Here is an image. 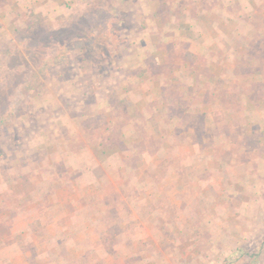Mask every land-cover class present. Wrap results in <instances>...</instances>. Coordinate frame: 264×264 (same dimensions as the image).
I'll list each match as a JSON object with an SVG mask.
<instances>
[{"label": "rangeland", "instance_id": "374dc122", "mask_svg": "<svg viewBox=\"0 0 264 264\" xmlns=\"http://www.w3.org/2000/svg\"><path fill=\"white\" fill-rule=\"evenodd\" d=\"M9 1L14 7L0 14L1 188L16 179L20 190L25 188L21 180L29 177L31 195L62 187L75 175L76 161L83 165L92 159L86 152L76 158L81 144L89 142L92 150L100 140L116 142L127 122L125 107L136 121L133 101L149 92L152 96L157 79L163 89L171 75L177 80L187 76V83L209 82L213 96L215 82L225 83L214 69L232 62L224 55L205 63L201 50L196 57L182 42L193 38L186 17L199 0H25L21 9L18 4L24 0ZM240 28L247 35L245 26ZM248 41L261 45L263 40L240 39V55L234 60H248ZM261 76L257 79L263 80ZM261 82L247 84L254 83L264 97ZM248 99L253 103L237 107L249 111V119L223 123V132L230 128L233 148L218 169L208 168L220 180L213 189L221 187L224 194L218 200L209 194L217 205L206 206L207 215H171L173 225L166 226L169 232H159L158 239L154 218L137 233L128 224L125 242L112 250L114 255H87L84 249L78 264H264V101H258L257 93ZM94 147L97 162L114 154ZM148 233L155 238L146 240ZM111 234L115 239L116 226Z\"/></svg>", "mask_w": 264, "mask_h": 264}, {"label": "crops", "instance_id": "0c3cea01", "mask_svg": "<svg viewBox=\"0 0 264 264\" xmlns=\"http://www.w3.org/2000/svg\"><path fill=\"white\" fill-rule=\"evenodd\" d=\"M26 1L18 4L19 9ZM198 3L191 6L194 13L186 17L193 38H181L182 42L196 57L201 50L205 63L228 56L231 63L219 68L217 64L214 69L221 71L216 76H222L225 83L215 82L214 95L209 96L208 89L212 88L209 82L197 79L187 83V76L177 80L171 75L167 89H163L157 79L152 83V96L149 92V97L139 95L133 101L136 121L125 107L127 122L121 124L116 142L105 144L100 140L94 144L101 151L114 152L107 159L95 161L96 149L92 145L91 150L86 141L82 148L74 147L80 153L76 158L89 153L92 159L83 165L79 163L81 160L76 161L72 169L75 175L62 187L50 192L43 188L31 195V177L19 179L25 186L20 190L16 179L0 187V264H78L84 249L87 255L103 254L109 258L114 255L112 250L125 242L123 233L128 224L134 225L132 230L137 233L154 218L153 229L158 239L159 232H169L166 226L171 224V215L178 219L187 214L201 216L206 206L213 209L217 205L213 198L221 199L224 193L221 187L217 192L213 189L212 185L220 184V180L208 168L218 169L225 162V154L233 148L230 128L223 132V123L251 117L249 111H239L237 107L253 103L248 99L251 94L257 93L258 101H264L254 86L261 81L260 86L264 85V0H199ZM13 7L11 1L0 0V14L5 9L9 13ZM240 24L245 26L247 35L241 34ZM260 38L261 45L248 41L250 51L245 54L248 59L245 64L234 60L240 55L237 48L240 39ZM253 59L258 63H252ZM188 68L197 71V65L189 63ZM240 72L245 74L239 75ZM247 72H251L253 79H248ZM259 76L263 80L257 79ZM227 179L230 185V177ZM209 194L213 195L212 199ZM29 204L34 207L29 208ZM113 226L118 233L115 239L111 234ZM154 238L149 233L146 235V240Z\"/></svg>", "mask_w": 264, "mask_h": 264}]
</instances>
